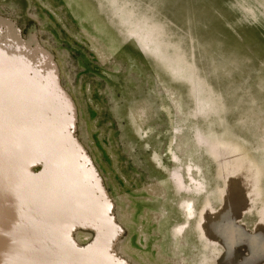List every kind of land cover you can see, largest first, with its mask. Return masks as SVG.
I'll use <instances>...</instances> for the list:
<instances>
[{"label":"rangeland","instance_id":"374dc122","mask_svg":"<svg viewBox=\"0 0 264 264\" xmlns=\"http://www.w3.org/2000/svg\"><path fill=\"white\" fill-rule=\"evenodd\" d=\"M0 17L55 64L33 88L61 132L73 118L79 206L110 201L115 258L264 264V0H0Z\"/></svg>","mask_w":264,"mask_h":264},{"label":"water","instance_id":"95a60500","mask_svg":"<svg viewBox=\"0 0 264 264\" xmlns=\"http://www.w3.org/2000/svg\"><path fill=\"white\" fill-rule=\"evenodd\" d=\"M12 26L0 17V264H126L112 254L121 229L110 201L79 206L90 189L73 176L74 168L86 170L81 159L72 162L78 155L70 133L73 118L61 132L54 112L46 111L50 101L33 88L40 82L46 89L56 79L55 64L42 47L20 46ZM61 217L67 222L53 228L55 242L40 231L31 242L18 239ZM11 224L24 229L12 230ZM81 227L92 228L96 240L77 248L71 233ZM15 239L16 247L7 251Z\"/></svg>","mask_w":264,"mask_h":264},{"label":"bare ground","instance_id":"6f19581e","mask_svg":"<svg viewBox=\"0 0 264 264\" xmlns=\"http://www.w3.org/2000/svg\"><path fill=\"white\" fill-rule=\"evenodd\" d=\"M188 203L189 204H187V205H185L184 207H186L187 208V210H188V212L189 213H191V214H193V211H192V205H191V202L190 201H188ZM10 209H9V208ZM8 207H6V208H8L10 211H12V209H11V206H8ZM183 207V208H184ZM186 210V211H187ZM206 217V216H205ZM63 222H67V220L66 219H64L63 217H61V218H58V219H52V220H49V221H47L46 223L47 224H40L38 227H40V229H38V227H33V229L31 230V233H30V229L29 230H27V231H25V232H27L26 234L27 235H23L22 237H20V238H18V239H23L24 241H29V242H31V239H30V237H33L34 236V234H37V231H40V232H42V233H40V234H42V235H47V236H49L50 238H52L53 240L51 241V243L52 242H55V234L53 233V228L54 227H57L58 225H61ZM36 226V225H35ZM13 228H17V229H21V230H23L24 229V227H17V226H13L12 224H11V229L13 230ZM17 230H15V232H16ZM178 231V230H177ZM180 232V231H179ZM6 236H7V234H6ZM15 242H16V239L13 241L12 240V242L11 241H9V243L12 245V247H9L8 249H7V251L9 250H11V249H14V247H16L14 244H15ZM1 244V243H0Z\"/></svg>","mask_w":264,"mask_h":264}]
</instances>
